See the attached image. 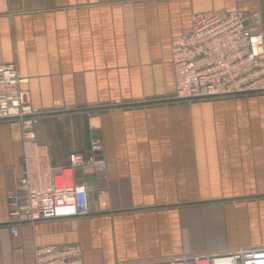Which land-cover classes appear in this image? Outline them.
<instances>
[{
  "label": "crops",
  "instance_id": "obj_1",
  "mask_svg": "<svg viewBox=\"0 0 264 264\" xmlns=\"http://www.w3.org/2000/svg\"><path fill=\"white\" fill-rule=\"evenodd\" d=\"M235 0H0V63L14 62L53 164L102 144L103 168L78 167L89 214L7 226L22 174L19 124L0 122V264L37 245L77 243L83 264L237 248L264 258V92L181 102L172 39L190 14ZM246 11L264 0H244Z\"/></svg>",
  "mask_w": 264,
  "mask_h": 264
},
{
  "label": "built area",
  "instance_id": "obj_2",
  "mask_svg": "<svg viewBox=\"0 0 264 264\" xmlns=\"http://www.w3.org/2000/svg\"><path fill=\"white\" fill-rule=\"evenodd\" d=\"M243 1L235 0L227 10L191 13L188 30L172 39V100L188 103L264 92L263 14L246 11ZM24 81L14 62L0 63V122H17L22 141V174L7 194V226L13 236L22 223L89 214L87 185L75 180L74 169L105 164L97 139L86 151L69 152L66 162H51L46 144L35 139L39 113L20 87ZM253 252L237 248L119 264H264ZM31 264H83L82 249L77 243L37 245Z\"/></svg>",
  "mask_w": 264,
  "mask_h": 264
}]
</instances>
